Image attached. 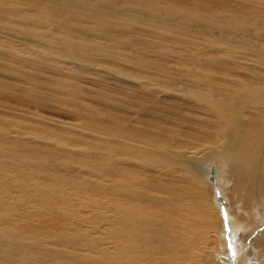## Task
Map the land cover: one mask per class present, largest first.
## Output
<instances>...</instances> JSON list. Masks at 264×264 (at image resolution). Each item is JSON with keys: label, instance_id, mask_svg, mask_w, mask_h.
Here are the masks:
<instances>
[{"label": "bare ground", "instance_id": "1", "mask_svg": "<svg viewBox=\"0 0 264 264\" xmlns=\"http://www.w3.org/2000/svg\"><path fill=\"white\" fill-rule=\"evenodd\" d=\"M121 1L0 0V61L12 56L18 76H25V67L29 78L59 76L53 95L9 94L31 116L23 124L19 113L7 114L16 124L9 121L10 133H0V171L17 169L1 172L0 264H216L224 251L238 264L244 248L237 231L214 245L208 225L224 226L227 213L248 223L256 210L264 221V0H160V6ZM208 5L242 9L256 24L252 28ZM114 43L120 53L138 43L162 59L130 62L122 53L107 54ZM177 58L187 61V72ZM139 66L151 72L140 76ZM208 67L219 76L206 74ZM103 70L113 74L107 75L112 80L107 96L127 102L115 115L102 113L87 94V84L98 81ZM1 83L3 89L17 80ZM6 92H0V106H7ZM125 92L136 94L134 100ZM50 102L65 115H55ZM37 127L54 135L21 140ZM13 137L18 147L8 146ZM77 162L93 171H85L88 179L78 183L86 200L81 197L71 208L76 200L65 190L55 194L44 185L53 187L65 171L67 181L79 178ZM37 172L38 183L21 185L20 176ZM93 191L108 195L95 198ZM28 201L36 206L25 214L22 204ZM51 219L59 224L39 231ZM235 223L245 231L252 226ZM250 244L264 250V230ZM245 258L258 264L255 256Z\"/></svg>", "mask_w": 264, "mask_h": 264}, {"label": "rangeland", "instance_id": "2", "mask_svg": "<svg viewBox=\"0 0 264 264\" xmlns=\"http://www.w3.org/2000/svg\"><path fill=\"white\" fill-rule=\"evenodd\" d=\"M115 1H117V3H119V4H123V2L121 0H115ZM131 1L134 2V1H137V0H131ZM139 1L141 3H143V4L145 2L146 3H150L151 6L152 5L153 6H160V0H139ZM162 5L165 6L166 4L163 2ZM229 8H230V11L231 12H229L228 10H224L225 8H221V7H219V5H208V10H211V11L216 12V13L222 12V13H224L226 15H228V13H230V15H235L236 17L240 18L242 21H245V23H248L247 24L248 26H250L252 28L255 26L256 20H255L254 15H251V14L247 13L246 11H244L242 9L231 8V7H229ZM133 9H137V8L134 7ZM249 22H251V24ZM261 26H263V25H261ZM6 41L7 42H10L11 41V38H6ZM114 44H115V46H113L111 48L112 51H111V49H109L110 53H109V51H107V54L114 53V55H117L118 56V54H121L122 53L121 55L124 58L128 59L130 62H135V61H137V59L138 60H142V59H145V58L146 59H162L161 55L158 52H156V51L154 52L153 51V48H151V49L149 48L147 50L145 47L139 46L138 43H133L132 46L128 49V52H126V53H124V52H121L120 53L118 51V49H117L118 46H116L117 43H114ZM144 44L147 45V43H144ZM148 45H149V47H151V46L154 47L155 46V47L159 48V47H161L162 44L161 43H148ZM164 45L167 48V50H169L170 47H171V49H174L173 48L174 46L171 43H164ZM176 47L177 46H175V48ZM18 48H20L22 50L25 47L23 45H20ZM7 49H8V51H10L11 49H13V47H8ZM125 50H126V48L124 46H121V51H125ZM130 51H132V52H130ZM171 52L172 51H169L168 52L169 55H171L173 53V52L172 53ZM229 52H230L229 43H226L225 44V56H227V54ZM119 58H120V56H119ZM133 58H135V59H133ZM9 59H10L9 62L8 61L5 62L6 60H4V61L1 60L0 61V84H2L1 83L2 81H4V82H10V81H13L14 79L17 80V84L15 83V84L12 85L11 83H7V86H6V84H4V88L3 89H0V92L6 90L7 91L6 93L8 95L10 93H14L16 95H21L23 93H28L29 94V97L35 96L37 91L40 92L39 94L53 95V92H52L51 87H52V84L57 83V80L59 78L58 74H55V76H53V77H56L57 76L56 81H54L53 79L50 78L51 75H52V73H50V72L37 73L34 76V78H29L28 77V74L31 71H29V69H27L25 67V69L28 71V72L25 71V72H27L25 74V76H22L23 73L18 76V74L15 73V72H18V71L15 69V66L13 65V60H11L12 59V56H9ZM234 60L235 59H233V61ZM54 61H59V60L58 59H54ZM177 61L180 64L181 70L187 72V68L183 66L184 63H186L187 61L186 60H180L178 58H177ZM212 61H216L217 62L216 59L211 58L210 62H212ZM3 62L6 63V65H5L6 69H4V63ZM82 65L83 64H81L80 66L82 67ZM71 66H73V65L71 64ZM86 68H88V67L86 65H83V69H86ZM138 70H140V73H139L140 76L147 75V74H149L151 72L150 69H144V68H142L140 66L138 67ZM205 73L208 74V75H210V76H213V77L219 76L218 69L217 68H210V67H208V69H207V71ZM173 74L176 76L177 72H173ZM84 75L86 76V73H84ZM107 75H113L112 74V71L111 70L110 71L103 70L102 72H100V77H99L100 79L98 81H96V82L93 81L92 83H88V84L85 83V82L84 83L87 84V88H89L91 90L90 92H87V94L90 97H92V98H96L95 99L96 101L94 102L95 103L94 105H97L99 103L98 104V107L102 108V113L105 112V113H107L109 115H115V114H118L119 113L118 110H117V108L118 107H122V105H124L127 102L124 100L125 97H122V96H119V95H117L118 98H111V97L107 96V93L109 91H106V90L108 89L109 85L112 84V80L110 79L111 76H107ZM164 77H165V75L163 73H160V78H164ZM2 78H3V80H2ZM101 83H103V84H101ZM103 86L104 87L106 86V88H104ZM108 90H110V89H108ZM125 93L129 97L128 100H130V101H133L134 100V97L136 96V94H133L132 95V94L127 93V92H125ZM0 102H2V100H0ZM4 102L6 103L5 105H7V106H0V133L1 134H4L6 136L7 135V132L10 131L8 129V127H7V123L9 121L15 123L14 121H12V119L7 114L13 115L15 113H19V117H20V115L22 117H20L18 120L21 121L24 124V123H27V120L29 119L27 116L30 117L31 116V112L29 113L27 108H21L24 103L22 101H19V100H16V99L12 98L11 95L5 97ZM8 106H10V107H8ZM47 106L49 108H54V109L56 107H58L57 103H53V102L48 103ZM19 111H21V112H19ZM22 112H24V113H22ZM53 112H54L55 115H59V116L60 115H62V116L65 115V112H63V111H61V110H59L57 108ZM51 115H52L51 117L53 119H58L59 118V117L53 115L52 113H51ZM26 118H28V119H26ZM171 118H175V115L172 114L171 115ZM20 119H22V120H20ZM104 119L103 120L101 119L102 122H103L102 124L104 126H106L108 129L111 130L112 123L109 122V119H105V120ZM61 120H63V119H61ZM64 121L66 122V121H69V120H64ZM202 128H203V125L200 122H198V124H197L198 131H202ZM40 129H44V130H40ZM26 133L27 134H24L23 137L21 138V140L22 139L23 140L25 139L24 141H26L28 139L27 138L28 136H32V135L38 136V135L44 134V133H47L48 136H53L54 135V134H50L46 130V128H41V127L34 128L33 130H29L28 129V130H26ZM10 140L12 142H11V144L8 145L9 147H18L17 139L15 137L11 138ZM28 141H30V140L28 139ZM30 143H31L30 146L34 145V142L33 143L30 142ZM88 153H90L91 156H95L97 158L100 157L99 155H95L94 153H91V152H88ZM3 160H4V158L1 159V162H3ZM3 166H5V165L3 164ZM75 166H76V171L75 172L78 174L79 178H77L75 180L73 179V181H67V178L68 177H66L67 175H65L66 174V171H65L63 173V177L56 178L55 180L52 181V183H55L56 185H54L53 187H49L46 183L44 185L45 188L52 189L53 193H55V194L59 193L58 190L61 189V188L63 190H65V192H67L69 194V196L72 198L73 201L76 200L75 202H71L72 204L75 205V206L72 205L71 208H76L77 206H79V203L82 201L81 200V197H82L83 201L86 200V198H87L86 196H84V198H83V196L80 195V193L83 192V190L81 191L80 188L83 187V186L80 187L78 185V183L83 182L82 180L85 179L84 178V177H86V175L84 173L85 171L88 172V171H91L92 170V169H87L86 170V168L83 167L79 162H77ZM214 167H215V164L213 165V168ZM9 170H10V172L11 171H14L12 174H16V172H17V169L14 167V165H10L9 167L5 168L3 171H0V178H5L4 173L1 174V172H4V171L9 172ZM39 173L40 172H37L35 174H31V175L28 174L27 176H20L19 178L22 181V184L21 185L24 186L25 184H28L29 186H34L33 183H35V182L38 183V181H39L38 179H35L34 180L35 176L38 175ZM63 179H65V180H63ZM30 180H31V182H30ZM67 187H68V190H67ZM170 187H171L170 180L167 179V189H166V192L165 193H167V194L170 193ZM23 189H27V188H23ZM79 191H81V192H79ZM21 192L24 193L25 190H23ZM21 192H19V193H21ZM75 193H76V196H79L80 200H79L78 197L76 198V196L74 195ZM32 194H33V192L32 193H29V195H32ZM93 195H94L95 198H99V197H105L108 194L107 193L101 194V192L93 191ZM42 201L44 203H47V201H44V200H42ZM37 202L40 205L43 204L41 202V200L36 201V203ZM36 203L35 202L33 203V202L28 201L27 203L22 204V212H24L25 214H26V212L29 213V210L31 209V207L36 206ZM59 204H61V203H59ZM61 205H63V204H61ZM88 211L89 210H87L86 212H88ZM223 211L226 212V210H223ZM84 214H86V213H84ZM14 215L16 216L17 214H14ZM227 215H228L229 219L227 221H225V225L224 226L221 225L219 228H215V225L214 224H209L208 227H207L210 230V235H211V237L213 239V244L214 245H216V244L219 245V243L222 240V237L224 236V234H226V233H229V234L236 233V232H234V230H236L237 231V233H236L237 240L236 241H239L241 243V248H242V246L244 248L242 250L243 254H242L241 259L238 262V264H248V259L245 258L246 256H248V257H254L255 256L257 258V260H258V264H264V250L262 248H259L257 246L255 247L254 245L250 244V243L256 242L257 238L259 237V235L264 230V221H261V216L262 215L261 216H258L257 210H256L254 212V214H253V217H252V219H255V221L254 222H251L252 221V219H251V221L248 222V223H243V222H241L239 220H236V219L233 220L232 219L233 217L229 213H227ZM48 218H49V216H46V219H48ZM222 218H223V216H222ZM35 221L38 222L37 220H35ZM66 221H68V220H66ZM235 221L240 222L243 226H248V225H252V226H251V228L249 230L245 231L242 228H240L235 223ZM36 222H32V224H34ZM53 223L59 224L58 222H53V219H51L48 224H46V222H43L41 224V227L39 228V231L46 230L48 227L52 226ZM61 224H63V222H61ZM101 227H102L101 228V230H102V229L105 228V225L102 224ZM226 228L228 229V231H226ZM221 229H224V230L221 231ZM235 237H236L235 235L232 236V238H235ZM215 252L217 254H219L221 252V250L219 249V247L218 248H215ZM230 252H231V250H230ZM225 253L226 252L224 251V253H221L219 255V260L217 261L216 264H218L220 262L223 263V264H231L233 262V260H234L233 257H230L229 256V257L226 258L224 256ZM254 253H257V254H254ZM232 254H233V256L237 254L236 245H234V249H232ZM225 258L227 260H225ZM233 264H235V262Z\"/></svg>", "mask_w": 264, "mask_h": 264}, {"label": "snow or ice", "instance_id": "3", "mask_svg": "<svg viewBox=\"0 0 264 264\" xmlns=\"http://www.w3.org/2000/svg\"><path fill=\"white\" fill-rule=\"evenodd\" d=\"M229 248H231V242H229Z\"/></svg>", "mask_w": 264, "mask_h": 264}]
</instances>
